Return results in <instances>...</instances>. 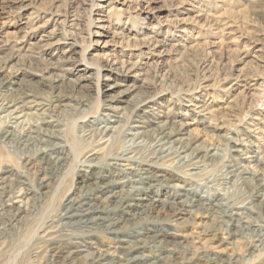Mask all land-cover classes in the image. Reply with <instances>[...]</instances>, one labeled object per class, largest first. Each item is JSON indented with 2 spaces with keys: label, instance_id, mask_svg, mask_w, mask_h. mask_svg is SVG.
Here are the masks:
<instances>
[{
  "label": "rangeland",
  "instance_id": "1",
  "mask_svg": "<svg viewBox=\"0 0 264 264\" xmlns=\"http://www.w3.org/2000/svg\"><path fill=\"white\" fill-rule=\"evenodd\" d=\"M86 65L90 69L84 73ZM17 69L22 73L15 82L0 89V177L6 167L18 171L11 177L14 184L22 180L15 201L27 210L10 225L5 220L1 223L5 243L0 264H43L48 254L40 240L42 230L57 220L67 196L85 190L81 170L87 166L81 161L88 145L80 137L82 130L103 126L105 105L126 89L130 90L126 102L114 103L123 108L115 138L108 146L88 148L98 151L101 147V165L108 157L130 150H139L141 160L150 153L159 156L154 133L159 126L148 127L136 144L130 134L143 111L149 110L168 125L170 121L190 123L185 136L196 144L224 149L222 158L206 160L201 163H207L205 167L193 171L197 174L190 182L201 195L212 202L221 198L219 202L248 206L261 203L263 196L253 190L256 180L244 179L234 168L246 164L240 154L259 157L247 163L254 170L264 165V0H0V79ZM57 79L58 88L53 89ZM115 83V88L106 87ZM58 92L65 96L63 105L56 112H45L59 124L49 129L65 133L70 143L76 138L77 153L65 176L51 180L56 191L52 189L44 199V175L36 159L24 165L27 154L36 157L35 144L28 148L10 139L1 142L2 116L7 113L1 104L21 93L46 101ZM141 100L147 104L136 109ZM44 109L37 111L42 117ZM236 133L245 144L238 153L228 143V137ZM183 171L176 164L170 166V172ZM183 181L174 183L185 185ZM191 184L185 186L191 188ZM162 196L176 202L170 190ZM174 208L160 206L150 218L175 222ZM186 210L175 230L182 241L175 246L179 261L264 264V247H252L264 235V204L256 212L247 209L249 225L239 228L230 226L228 217L217 219L195 206ZM95 241L96 246L114 250V241L106 234L98 233ZM39 248L46 257L36 253ZM88 253L57 264H91Z\"/></svg>",
  "mask_w": 264,
  "mask_h": 264
},
{
  "label": "bare ground",
  "instance_id": "2",
  "mask_svg": "<svg viewBox=\"0 0 264 264\" xmlns=\"http://www.w3.org/2000/svg\"><path fill=\"white\" fill-rule=\"evenodd\" d=\"M94 34L97 33L94 32ZM85 67L83 70L84 73H87L90 67L88 65ZM21 73L22 69H17L3 80L0 79V89L3 90L13 84ZM82 78L85 77L82 76ZM58 81L60 82V79L53 82V89L58 88ZM117 86L118 83L106 85L108 89ZM27 94L29 93H21L2 100L1 106L7 113L2 116L5 128L1 142L10 139V141L20 142L28 148L35 144L36 157L32 158L26 152L24 165L28 167L36 159L37 167L44 175L41 182L43 189L41 195L45 199L52 189L53 192L56 191L50 186L51 180L63 178L73 165V157L77 153L76 138L70 143L65 133L63 134L61 131L56 133L55 130L49 129V126L57 127L59 123L54 115L45 111L54 110L56 112L65 99L61 92L55 94L53 99H46V101L38 100L37 96L29 99L30 95ZM129 94L130 90L126 89L112 101L109 99L111 103L105 105L106 119L103 126L82 130L80 137L88 145L85 147L86 158L81 161L84 166L88 167L81 170L82 187L85 190L80 195L67 196L57 220L51 219L54 223L50 224L49 222V225L42 230L40 240L46 243L45 252L48 254L43 264H57L61 260L75 259L83 251L89 252L86 258H90L91 264H187L179 261L175 254V246L182 243L175 230L177 222L182 220L186 214L187 206L210 211L209 213L217 219L224 220L225 217H228L230 220L227 223L239 228L241 225H249L247 209L256 212V209L264 204V165L262 168L254 170V166L247 164L256 162L259 157L240 154L246 164H237L234 171L237 170L239 174H243L244 179L256 180L253 190L257 196H263L261 203L248 206L230 201L219 202L221 198H216L214 200L216 202H212L206 199L204 194L201 195L200 189L193 187L190 181L192 176L197 174L193 171L206 166L207 163L201 165L202 162L206 160L208 163L216 162L224 156V149L216 145L196 144V141L189 135L185 136L189 132L187 126L190 123L178 124L170 121L168 125L160 120L159 115L149 110L143 111V116L132 126L130 134L133 135L136 144V141L142 139V135L147 132L148 127L159 126V130L154 132L156 150L161 151L159 156L150 153L149 157L141 160L138 156L139 150H130L108 157L109 159L101 165L102 157L99 154L102 151L101 147L99 152L93 149L88 150V148L93 144L107 143L106 146H108V142L110 143L115 138L118 133L117 127H119L116 123L122 117L123 108L117 104L114 105V103L126 102L124 97ZM146 104L147 100H141L137 103L136 109H140ZM83 105L87 106L85 103ZM46 106L48 109H44ZM40 107L44 109V117L37 112ZM73 107L78 109L77 106L73 105ZM33 115H40L42 118L35 119ZM39 143H42L43 146H40ZM228 143L232 151L237 153L242 152L241 146L245 145L243 137L237 133L228 137ZM28 151L30 150L28 149ZM167 162L170 163L165 164ZM173 164L182 167L184 171L182 173L170 172V166ZM17 172L15 168L6 167L3 176L0 177L1 235L3 233L1 223L4 220L10 225L19 216L24 215L27 210L25 206L17 204L15 201L16 188L21 187L22 182V180L15 184L11 182L12 175H17ZM177 180H184L183 182L187 185L190 183L191 188H187L186 184L174 183ZM167 190L174 194L176 202L162 196L163 191ZM27 194V191L24 192L22 197L26 198ZM184 197L183 201L180 200ZM181 202L184 207L174 206ZM160 206L175 207L176 223L173 221L160 223L150 218V213ZM98 233L106 234L114 241L113 251L105 249L101 245L96 246L95 237ZM234 233H237V228ZM256 242L252 247H264V235H260ZM4 243L5 241L0 236L1 249H3ZM144 251L147 253L143 254ZM42 252H44L42 248L36 251L39 256ZM43 254L42 256L46 257Z\"/></svg>",
  "mask_w": 264,
  "mask_h": 264
}]
</instances>
